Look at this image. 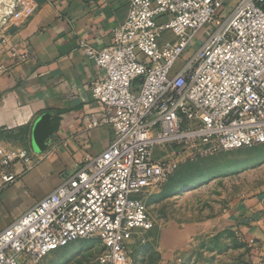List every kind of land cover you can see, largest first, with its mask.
Returning a JSON list of instances; mask_svg holds the SVG:
<instances>
[{
    "label": "built area",
    "instance_id": "2783aa9c",
    "mask_svg": "<svg viewBox=\"0 0 264 264\" xmlns=\"http://www.w3.org/2000/svg\"><path fill=\"white\" fill-rule=\"evenodd\" d=\"M32 1L6 3L0 27L22 24ZM228 1L129 0L110 45L81 43L104 72L90 82L102 114L86 116L84 127L110 126L114 140L0 231V264H39L94 238L104 248L97 264H131L134 244L155 228L147 197L180 166L264 144V0H237L227 9ZM2 43L16 61L30 58L8 37ZM17 162L36 165L28 148L0 146L2 169ZM0 178L1 190L16 174Z\"/></svg>",
    "mask_w": 264,
    "mask_h": 264
},
{
    "label": "crops",
    "instance_id": "0c3cea01",
    "mask_svg": "<svg viewBox=\"0 0 264 264\" xmlns=\"http://www.w3.org/2000/svg\"><path fill=\"white\" fill-rule=\"evenodd\" d=\"M32 2L33 14L0 37V146L28 148L36 159L30 169L21 162L0 167V175L16 174L0 190V231L72 175L86 155L100 154L114 140L110 126L84 127L86 116L102 114L90 82L104 72L81 43L110 45L129 0ZM4 36L30 58L13 59Z\"/></svg>",
    "mask_w": 264,
    "mask_h": 264
},
{
    "label": "rangeland",
    "instance_id": "374dc122",
    "mask_svg": "<svg viewBox=\"0 0 264 264\" xmlns=\"http://www.w3.org/2000/svg\"><path fill=\"white\" fill-rule=\"evenodd\" d=\"M9 1L0 0V18ZM14 25L0 27V37ZM147 204L155 228L132 249L131 264H264V144L183 164ZM103 250L97 238L80 239L39 264H97Z\"/></svg>",
    "mask_w": 264,
    "mask_h": 264
},
{
    "label": "water",
    "instance_id": "95a60500",
    "mask_svg": "<svg viewBox=\"0 0 264 264\" xmlns=\"http://www.w3.org/2000/svg\"><path fill=\"white\" fill-rule=\"evenodd\" d=\"M141 84L142 83V78H137V79H135V81H134V86H135V88H136V90L138 89V87H136V84Z\"/></svg>",
    "mask_w": 264,
    "mask_h": 264
},
{
    "label": "trees",
    "instance_id": "16d2710c",
    "mask_svg": "<svg viewBox=\"0 0 264 264\" xmlns=\"http://www.w3.org/2000/svg\"><path fill=\"white\" fill-rule=\"evenodd\" d=\"M156 193V192H155ZM155 193H153V194H151V195H149V197H152L153 195H155ZM148 205V204H147ZM137 243H139V244H143V243H141L140 241H137L135 244H134V246H133V248L135 247V245L137 244ZM62 249V248H61ZM60 250V249H59ZM57 251V250H56ZM55 252V251H54Z\"/></svg>",
    "mask_w": 264,
    "mask_h": 264
}]
</instances>
